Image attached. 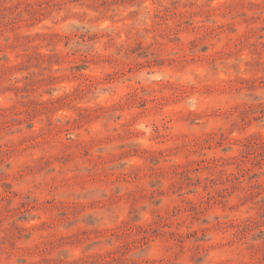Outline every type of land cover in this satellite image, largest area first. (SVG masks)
Returning a JSON list of instances; mask_svg holds the SVG:
<instances>
[{
	"label": "rangeland",
	"instance_id": "1",
	"mask_svg": "<svg viewBox=\"0 0 264 264\" xmlns=\"http://www.w3.org/2000/svg\"><path fill=\"white\" fill-rule=\"evenodd\" d=\"M0 264H264V0H0Z\"/></svg>",
	"mask_w": 264,
	"mask_h": 264
}]
</instances>
